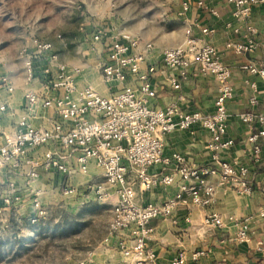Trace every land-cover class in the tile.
<instances>
[{"label":"built area","instance_id":"obj_1","mask_svg":"<svg viewBox=\"0 0 264 264\" xmlns=\"http://www.w3.org/2000/svg\"><path fill=\"white\" fill-rule=\"evenodd\" d=\"M181 14L190 7V0H180ZM234 5L233 17L237 21H246L252 12V6L264 0H228ZM201 5L202 2L200 1ZM251 35L245 43L229 42L239 52H250L256 47V28L248 26ZM210 29L204 28L207 32ZM94 42L104 45L107 56L102 62V73L106 83L123 84L108 96H103L91 86L81 87L78 76L82 69L70 70L66 64L52 66L56 57L51 41L35 38L31 49H25L23 65L26 79L43 80L46 91L28 90L25 94L26 108L30 112L38 106L52 107L62 120L55 121L48 128L34 127L23 118L19 127L12 133L2 134L0 144V173L9 164L19 165L28 152L40 149L51 142L59 141L63 149L77 153L81 171L88 170L91 161L103 170L106 184L116 189L117 202L113 208L109 228L115 235L123 231L131 235V243L123 244L124 264H157L158 256L149 246L153 227L149 222L153 218L171 216L180 202L185 201L188 193L192 202L208 206L213 202L216 185L205 177L208 174H220V184L243 195L253 193L254 181L249 179V168L221 158L220 152L233 144V139L226 138L228 132V103L233 98L232 68L225 64L216 50L209 44H199L192 29L186 30L185 41L179 45L164 48L163 64L168 68H179V77L173 75L170 83L173 88L181 87L180 78L188 76V69L196 64L198 74L211 75L217 83L214 99V111L203 113L199 110H184L179 102H170L165 108L149 105V99L156 96V90L150 80L155 65L147 62L153 48L152 41H144L140 36L124 33L114 35L99 31L94 35ZM38 59H46L39 71ZM252 72L264 77V68L246 65ZM129 76L137 81V87L126 84ZM2 88L13 92L14 84L7 77L3 78ZM255 93L250 97L252 105L257 104V87L252 84ZM6 103H0V111L6 110ZM245 122H256L259 127L248 136L254 142V152L259 153L260 138H264V112L255 114L245 112L240 115ZM200 126L209 134L204 147L209 152L216 166L195 168L190 166L186 155L175 151L172 156L164 155L167 137L178 130H191ZM65 154L51 149L41 157V163L47 167H56L64 173L69 168L63 162ZM174 165V172L151 174L149 169L155 164ZM33 175H37L33 171ZM179 174L182 182L174 197L163 202L139 204L136 201V183L143 189H150L158 184L170 185ZM97 193L105 195V188L99 186ZM15 200L19 197L15 196ZM12 196H4L1 204H11ZM34 208H42L39 198H34ZM264 217V208L259 211ZM208 227L222 228L224 219L221 215L209 213L204 217ZM236 240H250L251 227L248 218L239 222ZM208 251L197 250L193 260L206 256ZM171 264L188 263L182 252L176 254Z\"/></svg>","mask_w":264,"mask_h":264},{"label":"crops","instance_id":"obj_2","mask_svg":"<svg viewBox=\"0 0 264 264\" xmlns=\"http://www.w3.org/2000/svg\"><path fill=\"white\" fill-rule=\"evenodd\" d=\"M189 10L181 14V2L179 8L180 32L176 41L164 43L159 40L152 41L153 48L149 53L147 62L142 64L145 70L148 64L155 65V71L150 74L151 83L156 90V96L150 98L149 105L156 108H165L170 102L177 101L184 110H199L203 113L214 111V99L217 91V83L213 76L198 74L197 65L193 64L188 69V76L180 78L181 87L173 88L170 78L173 75L179 77V68H168L163 64L162 52L164 48L183 43L186 38V30L192 29L193 36L199 44L209 43L213 45L221 60L232 68V83L234 87L233 98L228 103L229 126L226 138L233 139V144L220 152L223 160H228L238 165L249 168L248 177L254 181L253 193L243 195L235 190L220 184V174H208L205 177L210 183L216 185L213 202L208 206H199L192 202L190 195L185 194V201L180 202L171 216L153 218L149 224L154 231L149 241V246L154 249L158 259L157 264H171L173 257L182 252L191 264H264V217L259 211L264 208V138L258 140L261 146L259 153L254 152V142H250L248 136L256 131L259 125L256 122H245L240 115L245 112L255 114L264 112V77L252 72L246 65H255L264 68V2L252 6L250 17L246 21H237L233 17L234 5L228 0H190ZM202 2L200 5L199 2ZM248 26L256 28L254 35L256 47L250 52H239L234 47L228 46L229 42L245 43L251 35ZM210 29L204 32L203 29ZM92 50V51H91ZM89 53V59L83 65L67 64L73 70L76 67L82 69L78 76L81 87L91 86L103 96H108L123 84L106 83L103 77L102 62L107 56V50L102 43L94 42ZM44 60V59H43ZM47 60H44L45 62ZM38 64V63H37ZM39 71L43 68H39ZM44 64H42L43 66ZM101 68V70H100ZM95 70L102 77H92ZM18 89L15 86L13 92H6L0 84V103H6L5 111H0V130L2 134L12 133L19 127L20 121L25 118L28 123L38 128H48L55 121L62 120L54 108L38 106L30 112L26 108L25 94L28 90L39 92L46 91L43 80L37 77ZM126 84L137 87L138 83L129 76ZM257 87V104L250 103V97ZM209 138L206 130L200 126L191 130H178L172 132L166 139L164 155L172 156L175 151L186 155L190 166L206 168L216 166L204 145ZM3 137L0 138V144ZM65 154L63 162L69 168V173H64L56 167H47L41 163V157L49 150ZM174 165L155 164L150 167L151 174L174 172ZM77 153L63 149L59 141L51 142L40 149L31 150L22 157L19 165L9 164L0 173V201L4 196H12L11 204L0 203V214L4 215L16 212L20 215L34 210V198L40 200V195L46 189L61 188L62 185L78 184L84 188H96L101 186L107 193L105 196L114 203L117 202L116 189L101 182L104 173L94 161H91L86 172L79 168ZM33 171L37 175H33ZM38 181H40L38 183ZM43 182V184H41ZM46 183V186L44 184ZM182 179L175 174V182L170 185L158 184L150 189H143L140 183H136V201L139 204L151 202H163L174 197L179 191ZM41 184V185H40ZM47 187V188H46ZM82 190L85 191V189ZM81 190V191H82ZM67 193V192H66ZM19 197L15 200L14 197ZM112 215L113 208H109ZM209 213L219 214L224 219L222 228L208 227L204 224V217ZM248 218L250 220V240H236L239 222ZM110 248L114 254L106 257L113 264H124L125 257L119 245L131 243V235L123 231L112 237ZM206 250L208 254L193 260L192 254L197 250ZM109 264V263H108ZM112 264V263H111Z\"/></svg>","mask_w":264,"mask_h":264},{"label":"rangeland","instance_id":"obj_3","mask_svg":"<svg viewBox=\"0 0 264 264\" xmlns=\"http://www.w3.org/2000/svg\"><path fill=\"white\" fill-rule=\"evenodd\" d=\"M179 8V0H0V84L4 77L18 89L24 84L23 56L35 38L53 43L54 68L85 64L99 31L174 42ZM44 60H37L39 68ZM84 185L46 189L42 208L0 214V264H113L106 257L115 252L106 247L115 235L109 228L114 203Z\"/></svg>","mask_w":264,"mask_h":264}]
</instances>
